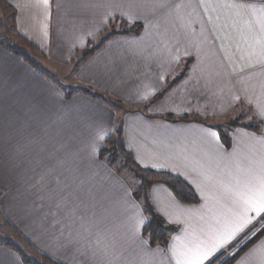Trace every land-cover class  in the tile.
Wrapping results in <instances>:
<instances>
[{
  "label": "crops",
  "instance_id": "obj_1",
  "mask_svg": "<svg viewBox=\"0 0 264 264\" xmlns=\"http://www.w3.org/2000/svg\"><path fill=\"white\" fill-rule=\"evenodd\" d=\"M3 3L18 35L64 65L113 18L143 24L137 34L109 38L80 65L69 89L0 42V216L36 254L54 264H176L174 253L222 230L243 201L258 194L264 180V0ZM188 57L186 76L141 110ZM79 87L108 92L126 108L82 92L65 95ZM241 104L261 128L230 127L227 147L216 125L226 128ZM185 114L208 120L174 119ZM121 123L139 165L181 176L199 196L186 203L167 185L152 186L155 210L177 226L166 247L142 234L148 217L127 168L118 171L99 154ZM77 187L84 208L72 216L60 204ZM9 243L16 245L0 240V264L39 260L30 247ZM234 264H264V235Z\"/></svg>",
  "mask_w": 264,
  "mask_h": 264
},
{
  "label": "trees",
  "instance_id": "obj_2",
  "mask_svg": "<svg viewBox=\"0 0 264 264\" xmlns=\"http://www.w3.org/2000/svg\"><path fill=\"white\" fill-rule=\"evenodd\" d=\"M142 27L143 24L141 22L130 23L120 17L113 18L110 22L109 28L99 38L90 39L84 48L77 51L73 59L75 62V72L79 69L80 65L89 57H91L98 49H100L109 38L116 35L137 34L141 31ZM7 48L11 49L10 47ZM14 52L19 55H23L18 51ZM25 59L29 60V58H27L26 56ZM192 61L193 59L191 57L183 59L177 72L167 79L164 87L143 106L138 107L141 110H146L149 105L160 100L172 87H174L186 76ZM74 92H82L88 94L116 109L126 108L123 102L113 98L108 92H104L102 90L94 89L92 87H79L68 90L65 95L69 97ZM250 112V108H247L243 106V104H241L239 115L230 118L228 127L223 128L220 125H216L219 130L220 138L227 147H229L232 143L231 135L229 132L230 127L241 125L256 131H260L261 121L255 116L249 117ZM247 116L250 118L249 122L243 121V119ZM169 118L173 117L170 116ZM174 119H178L181 121L195 120L200 122H205L206 120H208V118L200 117L196 114H185ZM99 154L102 158H105L112 165L117 163L119 159L122 158L123 162L120 166H118V171H121L123 168H129L135 173V175L139 179V184L134 190V195L142 201L144 211L148 217L146 223L143 226L142 234L151 245H160L166 247L168 245L171 234L177 229V226L166 222V220L155 210L150 198L151 188L156 183H162L167 185L173 191V193L183 202L196 203L199 201V196L193 186L181 176L170 171L145 168L139 165L135 160L133 152L129 150L124 143L122 123L119 125L115 134L106 138L104 145L99 150ZM260 227H264V221H261L260 224L256 225V228ZM256 228H254L253 230L255 231ZM17 235L20 240H22L28 247L33 250L30 244L26 242V240H24L21 235ZM263 235L264 232H260L255 238L251 239V242H249L247 238L241 240L234 247L228 248L223 253L218 255L213 261V264H234L235 261ZM10 245L17 248L16 245ZM237 252L239 254L235 255V258H233V254ZM33 253L36 254L37 252L33 250ZM36 255L40 257L39 260H31L28 257H24V259L27 262H33L35 264H54L46 256H43L41 254Z\"/></svg>",
  "mask_w": 264,
  "mask_h": 264
},
{
  "label": "snow or ice",
  "instance_id": "obj_3",
  "mask_svg": "<svg viewBox=\"0 0 264 264\" xmlns=\"http://www.w3.org/2000/svg\"><path fill=\"white\" fill-rule=\"evenodd\" d=\"M60 206L67 208L69 215L72 216L81 212L84 208V200L81 198L80 188L69 190L62 198ZM261 221H264V180L260 182L258 194L245 199L222 230L210 238L206 237L195 247H189L179 254L174 253L176 264H213L216 257L226 249L234 247L245 238L251 242V239L260 232H264V227L256 228ZM238 254V252L233 254V258Z\"/></svg>",
  "mask_w": 264,
  "mask_h": 264
},
{
  "label": "rangeland",
  "instance_id": "obj_4",
  "mask_svg": "<svg viewBox=\"0 0 264 264\" xmlns=\"http://www.w3.org/2000/svg\"><path fill=\"white\" fill-rule=\"evenodd\" d=\"M0 42L6 47H10L14 51H18L24 54L27 58H29L31 62L40 66V69L46 72L48 76L52 77L53 79H57V81L62 82L64 89H69L73 87V79L75 74L74 60L71 64L68 65L52 62L48 60V58H45L43 54H41L29 42L22 39L18 35L17 31L13 29L10 10L8 11L7 8L4 6L3 0H0ZM225 120H221L220 123H224ZM249 120L250 118L248 116L243 119V121L245 122H249ZM226 127H228V125ZM122 162L123 160L122 158H120L119 161L116 163L117 166H120ZM126 172L128 181H130L132 185H136L137 187L139 184V179L137 178L135 173L129 168H127ZM17 234L18 233L12 230L0 216V240H12L17 246L21 247L22 249L26 248V250L30 252L28 246L22 240L19 239ZM34 258H36V255H34Z\"/></svg>",
  "mask_w": 264,
  "mask_h": 264
}]
</instances>
